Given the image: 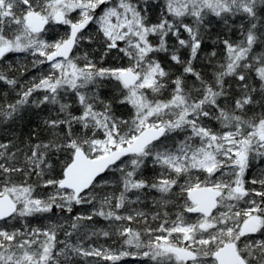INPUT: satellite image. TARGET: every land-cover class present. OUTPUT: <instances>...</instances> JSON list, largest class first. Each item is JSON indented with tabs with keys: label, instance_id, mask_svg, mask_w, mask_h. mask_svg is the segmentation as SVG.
I'll list each match as a JSON object with an SVG mask.
<instances>
[{
	"label": "snow or ice",
	"instance_id": "obj_1",
	"mask_svg": "<svg viewBox=\"0 0 264 264\" xmlns=\"http://www.w3.org/2000/svg\"><path fill=\"white\" fill-rule=\"evenodd\" d=\"M127 257L264 264V0H0V264Z\"/></svg>",
	"mask_w": 264,
	"mask_h": 264
},
{
	"label": "trees",
	"instance_id": "obj_2",
	"mask_svg": "<svg viewBox=\"0 0 264 264\" xmlns=\"http://www.w3.org/2000/svg\"><path fill=\"white\" fill-rule=\"evenodd\" d=\"M16 57H14V56H9L8 57V59L9 60H12V59H15ZM23 57L21 56V59H22ZM30 59V58H29ZM36 74V72H35V70H33L31 73H30V75H35ZM27 78H29V76H25V79H27ZM148 174H150V172L148 173ZM80 209H77V211H79ZM38 221H34V223H37ZM97 223H98V225H102V224H104V222L103 221H101V220H97ZM134 227H137V225H133ZM153 226H155V225H153ZM98 243H100V244H104V243H108V244H111L112 243V241L111 240H109V241H105L103 238H101L99 241H98ZM121 264H144V262L143 261H141V260H138V259H134V258H131V257H127V258H125L122 262H121Z\"/></svg>",
	"mask_w": 264,
	"mask_h": 264
},
{
	"label": "rangeland",
	"instance_id": "obj_3",
	"mask_svg": "<svg viewBox=\"0 0 264 264\" xmlns=\"http://www.w3.org/2000/svg\"><path fill=\"white\" fill-rule=\"evenodd\" d=\"M132 258V257H131Z\"/></svg>",
	"mask_w": 264,
	"mask_h": 264
}]
</instances>
